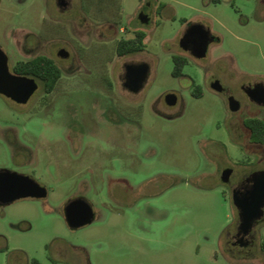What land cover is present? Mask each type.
I'll use <instances>...</instances> for the list:
<instances>
[{
  "label": "rangeland",
  "instance_id": "374dc122",
  "mask_svg": "<svg viewBox=\"0 0 264 264\" xmlns=\"http://www.w3.org/2000/svg\"><path fill=\"white\" fill-rule=\"evenodd\" d=\"M197 17L220 36L203 70L192 60L183 67L197 80L203 73V98L173 74V42ZM135 29L147 31L145 49L119 55L118 40ZM0 44L10 66L46 52L63 69L51 92L38 78L26 104L0 95V122L26 127L30 166L48 189L0 204V264H264V221L246 250L225 235L237 208L220 177L253 150L264 155V144L250 143L242 112L207 81L218 76L236 94L242 82H264V0H70L65 9L0 0ZM62 47L69 58L57 54ZM130 60L151 64L137 92L122 84ZM172 88L187 95L181 113L163 98ZM7 151L0 144V161ZM77 195L96 215L72 227L65 204Z\"/></svg>",
  "mask_w": 264,
  "mask_h": 264
},
{
  "label": "water",
  "instance_id": "95a60500",
  "mask_svg": "<svg viewBox=\"0 0 264 264\" xmlns=\"http://www.w3.org/2000/svg\"><path fill=\"white\" fill-rule=\"evenodd\" d=\"M142 21L147 20V14L140 13ZM194 36V48L191 51L195 56H205L210 44L215 38L211 28L202 22H192L184 30L181 42ZM187 48V46H185ZM61 55H67L66 52ZM149 65L147 62H127L125 64V75L122 77L123 86L132 92L141 90L146 84L149 76ZM264 95V82L258 85ZM38 87V81L33 75L17 73L11 70L7 52L0 46V93H3L18 102H26ZM214 87L221 89V83L217 81ZM168 104L176 101L174 92H168L165 96ZM230 108L236 110L239 107L238 100L230 97ZM231 174V168L223 170L222 178L227 181ZM252 184L245 189L234 188L232 199L239 212L238 233L246 234L253 229L259 219L264 215V169H258L247 178ZM48 189L29 175H21L15 172H2L0 169V201L10 203L21 197H42L47 195ZM65 215L72 227L91 222L95 218L92 204L83 196L71 198L65 204Z\"/></svg>",
  "mask_w": 264,
  "mask_h": 264
},
{
  "label": "flooded vegetation",
  "instance_id": "af4514ba",
  "mask_svg": "<svg viewBox=\"0 0 264 264\" xmlns=\"http://www.w3.org/2000/svg\"><path fill=\"white\" fill-rule=\"evenodd\" d=\"M56 2L60 6V8H62V9L67 8L70 4V0H56ZM143 12L146 13V11H143ZM146 14H147L148 18H147V20H144L143 22H148L150 19L149 14L148 13H146ZM185 22H186L185 23L186 26H185L184 30L192 22H202V23H205L207 26H209V24L206 21H203V18H200V17L193 18L189 21L185 20ZM184 30L178 34V36L175 38V40L173 42V44L178 48V50H176V49L173 50V52H172L173 56L175 55L177 57L178 61H187L186 63H188L191 60L197 61L200 64L201 69L203 70V58H205L208 55L209 50L205 56H202V57L195 56L191 52L194 48V41H193L194 36L193 37L190 36L189 37L190 39L184 40L183 43L181 42V37L184 33ZM211 31L216 36H219L212 29H211ZM219 39H220V36L218 39L215 38L212 43L217 42ZM0 46L2 47L1 44H0ZM185 46H187V48ZM2 48L4 49V47H2ZM63 49H65L64 52H66L67 55H61L60 54L61 52H63ZM4 50L8 54V60H9V65H10L9 52L6 49H4ZM38 53H41V52H38ZM44 53H46V52H44ZM57 54L63 58H69L70 51L68 49L62 47V48H59L57 50ZM35 55H33V56H35ZM30 57H32V56H30ZM30 57L19 58L16 60V62L19 60L28 59ZM54 59L56 60V62L58 63V65L62 69V66L57 61V59L56 58H54ZM127 62H133V63L147 62L149 65V72H151V64L147 60H139V61L130 60ZM127 62H125V64ZM14 64L12 66H10V68L12 71L16 72L13 68ZM125 64H124V71H123L122 77H124V75H125ZM17 73H19V72H17ZM23 74H25V73H23ZM29 75H31V74H29ZM179 75L184 77V82L181 85L182 86L181 88H184V86H193L194 87L190 91L188 96H192L194 98H203V73H202V77L199 80H197L194 76H192L191 74L186 73V72H183ZM33 76H35L37 81H38V78H40L36 75H33ZM40 79L43 80L42 78H40ZM207 81L209 82L211 88L214 91H216L218 93H224L226 95V101H227V105L229 108H230L229 103H230V97L231 96H234L238 100L239 107H238V109L233 110V111H235V112L241 111L242 112L241 123H242L243 128L248 130V132H249L250 143L251 144H260V145L264 144V142H262V143L257 142L251 138L250 128L245 123V119L249 116H253V117L254 116H260L264 119V95H263L261 89L259 88V86H257L258 83L261 82L262 80L252 79V80H248V81L240 83L238 94H236L235 91L233 90L234 85L227 83V82H224L222 80V78H220L218 76H212L210 79H207ZM217 81H219V83H221V86H222L221 89H217L214 87V83H216ZM44 85H45V83H44ZM38 87H39V81H38ZM38 87H37V89H38ZM181 88H172L171 90L168 91V92H174L175 93L176 101H175V103L169 104V105L176 107L177 112H179V113L183 112L187 106V95L185 94V92ZM37 89L34 91V93H36ZM45 91L48 93V91L46 89H45ZM168 92H166L164 94L163 98L165 101H166L165 96ZM0 95L9 99V100H13L15 102H18L15 99H12L11 97H9L3 93H0ZM32 95L30 96V98H32ZM30 98L26 102H18V103L26 104L30 100ZM0 144L3 148L4 147L7 148L8 157H9L8 160L0 161V169L2 172L8 171L9 173L15 172V173H20L21 175H29V176L35 178L39 183L44 185L42 182H40L34 176V169L30 166V164L32 163L33 147L27 138V131H26L25 126L19 127V126L15 125V123L0 122ZM252 153L255 154V158L253 157L254 159L253 158H251V160L243 159L242 161H240L238 163L237 162L229 163V164H226L221 169L220 177L222 179V182L230 188L231 196H232V190L234 188L245 189L246 187H249L252 184V181L248 180L247 178L251 175V173L253 171L258 170V169H264V166H261V165L256 166V164H259L262 161H264V155L260 151H257V150H253ZM226 168H231V174H230L229 179L227 181H224L222 178V173H223V170ZM77 196H82V195H77ZM21 198H23V197H21ZM17 199H19V198H17ZM14 200H16V199H14ZM13 201H11V202H13ZM0 204L4 205V204H9V203H4V202L0 201ZM95 215H96V213H95ZM262 221H264V215L259 219V221L256 223V225ZM238 225H239V212H238V208H237V217L235 219L234 227L226 230L225 235L228 237V240L230 241V244L232 246H237L240 250H243V248H245L244 250H246L247 248H249L251 245H253L255 243V240H256V233L255 232H256L257 227L255 225L251 231H249L246 234H242V233H238ZM230 249L232 250V247Z\"/></svg>",
  "mask_w": 264,
  "mask_h": 264
},
{
  "label": "trees",
  "instance_id": "16d2710c",
  "mask_svg": "<svg viewBox=\"0 0 264 264\" xmlns=\"http://www.w3.org/2000/svg\"><path fill=\"white\" fill-rule=\"evenodd\" d=\"M106 20L114 24L119 23L118 14L107 16ZM147 31L135 29L134 34L128 37H121L116 46L119 55H125L132 52L142 51L146 46ZM173 74L179 75L183 73V67L187 61H178L174 55ZM14 70L19 73L36 75L44 80L45 89L51 92L62 74V69L56 60L47 53L41 52L28 59L17 61ZM246 125L250 128V136L257 142H264V119L260 116H249L245 119ZM262 247L264 248V238L262 239ZM33 264H40L39 260L33 259Z\"/></svg>",
  "mask_w": 264,
  "mask_h": 264
},
{
  "label": "crops",
  "instance_id": "0c3cea01",
  "mask_svg": "<svg viewBox=\"0 0 264 264\" xmlns=\"http://www.w3.org/2000/svg\"><path fill=\"white\" fill-rule=\"evenodd\" d=\"M103 15H104V16H106V14H105V13H104ZM147 37H148V34H147L146 38H147ZM146 38H145V40H146Z\"/></svg>",
  "mask_w": 264,
  "mask_h": 264
}]
</instances>
